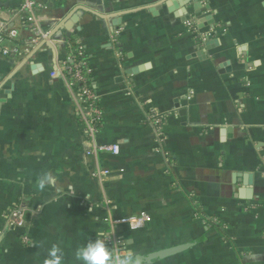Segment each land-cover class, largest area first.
<instances>
[{
    "label": "crops",
    "instance_id": "1",
    "mask_svg": "<svg viewBox=\"0 0 264 264\" xmlns=\"http://www.w3.org/2000/svg\"><path fill=\"white\" fill-rule=\"evenodd\" d=\"M20 4L0 0L20 47L0 54V264H80L96 238L126 264H264V0H36L38 36ZM77 44L117 154L89 151L60 68ZM20 198L30 244L3 215Z\"/></svg>",
    "mask_w": 264,
    "mask_h": 264
},
{
    "label": "built area",
    "instance_id": "2",
    "mask_svg": "<svg viewBox=\"0 0 264 264\" xmlns=\"http://www.w3.org/2000/svg\"><path fill=\"white\" fill-rule=\"evenodd\" d=\"M20 6L12 9L13 15L22 13V18L25 26L33 30L34 34L38 36L39 30L35 24L32 8L36 5V0H20ZM194 33H198L199 29L196 25H191ZM201 35V36H200ZM199 36L204 39L206 34L200 32ZM19 32L16 28L7 26L6 22L0 18V54L14 56L19 50L17 43ZM60 68L68 80L69 85L76 88L75 100L76 109L79 117L84 121L86 126L87 141L91 144L90 152H110L117 154V144H101L96 142V137L99 131L100 123L102 120L103 112L98 104V96L91 87L90 74L91 70L88 67L85 50L81 44H77L66 59L61 62ZM149 118L155 123L157 133L160 140L163 136V124L166 120L165 116L156 110H150ZM97 175L106 174L105 170H97ZM29 207L24 198H20L12 207L7 209L3 215L7 229H22L20 240L24 244H30L31 239L28 234L29 224ZM147 220V215L140 213L137 215H130L119 220H112V222L125 223L131 228L141 227ZM108 241L111 242L112 235L107 234ZM116 253L114 257L121 259V250L123 242L116 240Z\"/></svg>",
    "mask_w": 264,
    "mask_h": 264
},
{
    "label": "clouds",
    "instance_id": "3",
    "mask_svg": "<svg viewBox=\"0 0 264 264\" xmlns=\"http://www.w3.org/2000/svg\"><path fill=\"white\" fill-rule=\"evenodd\" d=\"M43 182L41 187H43ZM103 233L100 234L102 236ZM75 257L80 264H126L124 259L114 257L113 251L107 247L101 238L89 239L85 244L78 247ZM44 264H63V252L58 245H53L48 250V256Z\"/></svg>",
    "mask_w": 264,
    "mask_h": 264
},
{
    "label": "water",
    "instance_id": "4",
    "mask_svg": "<svg viewBox=\"0 0 264 264\" xmlns=\"http://www.w3.org/2000/svg\"><path fill=\"white\" fill-rule=\"evenodd\" d=\"M45 42V40L42 42V43H44ZM249 193V192H248Z\"/></svg>",
    "mask_w": 264,
    "mask_h": 264
}]
</instances>
